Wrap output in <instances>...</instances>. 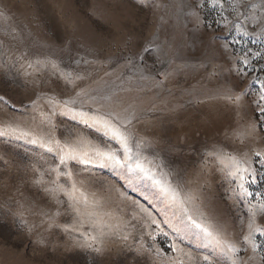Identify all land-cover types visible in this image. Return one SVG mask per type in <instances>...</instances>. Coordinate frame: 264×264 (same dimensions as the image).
<instances>
[{"label":"rangeland","instance_id":"1","mask_svg":"<svg viewBox=\"0 0 264 264\" xmlns=\"http://www.w3.org/2000/svg\"><path fill=\"white\" fill-rule=\"evenodd\" d=\"M144 2L149 6L139 0H0V97L8 102H0V131L7 133L0 137V264H207L205 255L218 264L211 248L196 247L206 241L185 236L179 208L165 207L166 199L151 181L122 169L81 171L80 165H68L89 197L87 207H78L103 255L93 259L77 247L82 242L78 232L49 231L48 223H41L48 221L45 212L55 216L59 211L60 225L72 224L74 215L33 184L36 178L53 186L51 168L58 165L38 144L52 140L55 148V140L68 141L95 163V151L109 148L102 135L107 129L103 122L87 127L84 120L92 124L89 118L98 115L115 117L111 123L117 127L126 125L121 131L145 166L192 196L186 207L199 209L205 223L222 228L225 242L245 247L248 205L237 203L239 189L226 173L229 157L264 151V131L258 129L256 139L246 133L259 94L249 85L256 77L264 80V59L252 58L251 65L262 70L241 78L235 70L243 54L232 47L224 52L214 40L227 28L199 23L220 19L217 11L197 7L200 0ZM224 15L233 19L228 11ZM248 31L251 58L264 43L250 41L264 40V30L257 25ZM80 112L87 116L82 119ZM32 139L38 144L26 142ZM110 147L120 149L114 141ZM117 154L123 157L122 151ZM57 196L66 199L59 191ZM20 213L35 226L31 234ZM93 222L107 225L103 236L89 227ZM257 223L264 227V215ZM252 255L242 251L237 264H264L259 256L248 260Z\"/></svg>","mask_w":264,"mask_h":264},{"label":"snow or ice","instance_id":"2","mask_svg":"<svg viewBox=\"0 0 264 264\" xmlns=\"http://www.w3.org/2000/svg\"><path fill=\"white\" fill-rule=\"evenodd\" d=\"M142 6H149L144 0H139ZM156 7H159L156 4ZM199 8H207L209 12L215 10L218 12L220 19L210 18L199 21L205 27L211 29L213 25L217 29L220 27L227 28V32L224 36L214 38L218 39L222 46L224 52H228L229 48L232 47L237 53H242L243 58L239 61V67L235 70L236 75L243 78L248 75L251 71H260L262 69H256L251 65V59L254 58L257 61L264 59V48L261 51L254 52L249 57L250 49L247 48L248 38L250 33L248 31L251 26L253 29L257 25H260L261 29L264 30V0H259L258 3H252L251 0H200L197 5ZM259 10V11H258ZM228 11L233 16L232 20H229L224 12ZM221 20L224 24H221ZM231 25V27H229ZM258 40L264 43V40H260L258 36L257 39H252L251 43H257ZM145 51H150L145 48ZM143 59V57H141ZM249 90L259 93L256 99L253 100V112L255 113V120H253L246 133L250 138L256 139L260 138V132L264 131V80L259 77L253 79L249 85ZM249 90H246L244 95L249 94ZM231 100L232 97H229ZM235 101L239 102L242 97L240 95L235 96ZM0 102L7 104L8 102L0 97ZM75 103V101H73ZM99 113V110H96ZM80 117L83 119L87 116V113L80 112ZM92 119V124H89L87 120L84 123L87 127H92L94 124L103 122V125L107 129L102 135L105 138L106 143L109 144V148L106 151H101L97 149L95 151L96 159L95 163L93 159L89 156L87 151H81L79 146H73L68 141L63 144L59 140H55V148L52 146L53 141H41L38 144L36 139L26 141L32 145H37L44 149L46 152L50 153L53 159L58 160V165L51 168V172H55V178L50 181L51 187L46 186L42 179L33 178V184L44 192L46 196L49 197L50 202H55L57 204H65L67 209L74 215V222L64 225L56 223L55 217L61 215L59 211L55 213V216H49L47 212L43 213L44 216H48V221H41V223H48V230L58 229L64 233L78 232L79 236L82 238V242L77 245V247L85 249L92 254V258L104 254V249L101 246H97L98 237L93 235L92 232L85 229L84 221L82 217L85 215L81 211L78 205H83L85 207L89 204V197L84 192L81 191L73 178V172L68 165L73 166L80 165L81 171L90 170L92 167L106 168L111 167L114 171L117 169H122L126 174H138L140 178L151 181L152 185L159 191V193L166 199L165 207L175 206L179 208L181 216L185 222V236L189 240L197 239L206 241L205 243L198 244L196 247H208L213 250V256L217 257L218 264L220 259H226L230 261V264H237L240 260L242 251L250 250L253 255L248 258V260H256L257 256L261 261H264V227H260L257 223V217L264 215V151H259L253 149L252 155L249 156L247 152L241 154L239 158L237 156H231L230 170L226 173V178L230 185L233 186L234 190L239 189L237 192V203H244L248 205L247 209V234L243 236L242 242L245 246L241 249L234 242H225L223 238V229L212 224L211 222H204L203 213H200L199 209H193L186 207L187 204L193 199L192 196L187 193H183V189L179 185L173 186L166 176L158 177L156 172L151 167L145 166L144 159L137 153L133 152L132 147L129 145V139L125 135L124 131H121V127L126 130V125L117 127L112 124L111 121L115 117L109 116L105 119L103 116L90 117ZM7 133L0 131V137L6 136ZM22 135H27L22 134ZM20 139V137H16ZM115 142L120 145V149L117 151H122L123 157L117 154V151L111 150V142ZM255 157L256 159H253ZM255 165V166H254ZM61 166L65 169L61 171ZM35 171V169H33ZM223 171V170H222ZM63 176L65 178V183H60V178ZM62 193L66 199L60 200L57 196V192ZM78 193V196H77ZM183 193V194H182ZM256 199L260 201L258 204H253L252 200ZM91 215V213H88ZM20 222L27 226V231L29 234L33 231L34 225H27V222L23 218V213L19 214ZM159 228V224L156 221H152ZM244 221L241 220V225ZM92 231H99L100 235L103 236L104 228L107 225L101 226L93 222L89 226ZM174 232H179V229L173 228ZM165 236L168 234L165 232ZM257 236L260 237L257 240ZM125 240L128 239L127 236L123 237ZM155 239V237H152ZM184 239V237H181ZM38 243L43 244L44 241H38ZM143 245L136 249L137 253H140ZM173 251L177 250V246L173 244L171 246ZM159 255V251H157ZM189 259L192 257L189 255ZM203 260L207 264H212V258L205 255ZM182 264V262H181ZM243 264H248V261H243Z\"/></svg>","mask_w":264,"mask_h":264}]
</instances>
